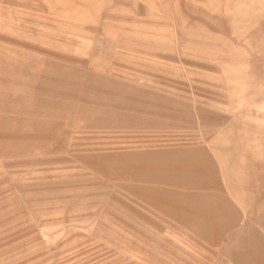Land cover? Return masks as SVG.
I'll return each instance as SVG.
<instances>
[{"label": "rangeland", "instance_id": "obj_1", "mask_svg": "<svg viewBox=\"0 0 264 264\" xmlns=\"http://www.w3.org/2000/svg\"><path fill=\"white\" fill-rule=\"evenodd\" d=\"M0 264H264V0H0Z\"/></svg>", "mask_w": 264, "mask_h": 264}, {"label": "crops", "instance_id": "obj_2", "mask_svg": "<svg viewBox=\"0 0 264 264\" xmlns=\"http://www.w3.org/2000/svg\"><path fill=\"white\" fill-rule=\"evenodd\" d=\"M207 160L206 161H204V162H200L199 163V167L200 168H202L204 171H206V173H205V176H209V175H212L213 173H214V171H213V169H212V163H211V161H210V159H208V158H206ZM189 170H190V172L191 171H195L194 170V167H191V168H189ZM202 174V173H201ZM191 175V177H190V180H193V179H195V180H193V181H198L199 179L198 178H200V177H202L201 175H200V173H198V172H194L193 174H190ZM203 178V177H202ZM205 178V177H204ZM192 181V182H193ZM201 181V180H200ZM217 180H215V183L218 185V182H216ZM183 182H185V183H190V181L188 182V179L186 178V179H184L183 180ZM203 216V215H202Z\"/></svg>", "mask_w": 264, "mask_h": 264}]
</instances>
